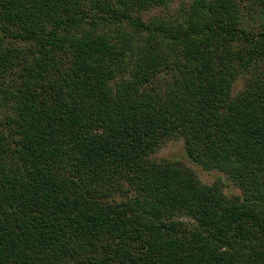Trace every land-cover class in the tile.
<instances>
[{
	"label": "trees",
	"instance_id": "1",
	"mask_svg": "<svg viewBox=\"0 0 264 264\" xmlns=\"http://www.w3.org/2000/svg\"><path fill=\"white\" fill-rule=\"evenodd\" d=\"M262 63L264 0H0V264H264Z\"/></svg>",
	"mask_w": 264,
	"mask_h": 264
},
{
	"label": "rangeland",
	"instance_id": "2",
	"mask_svg": "<svg viewBox=\"0 0 264 264\" xmlns=\"http://www.w3.org/2000/svg\"><path fill=\"white\" fill-rule=\"evenodd\" d=\"M152 13H146L145 19H148ZM261 71L264 72V63H262ZM260 71V70H259ZM249 77V76H247ZM247 77H239L233 84L232 95L237 96L247 88ZM185 141L181 137H172L168 139L161 147L152 154L151 158L157 162L169 160L180 162L183 165L191 168L196 173L200 181L205 185H213L219 183L223 192L231 197L233 195H241V189L223 172L218 170H205L202 167L194 164L186 155Z\"/></svg>",
	"mask_w": 264,
	"mask_h": 264
}]
</instances>
